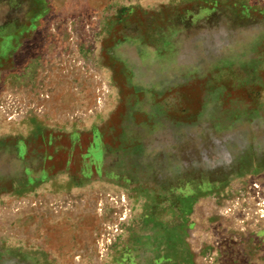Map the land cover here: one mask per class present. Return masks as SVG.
I'll return each mask as SVG.
<instances>
[{"label": "rangeland", "instance_id": "rangeland-1", "mask_svg": "<svg viewBox=\"0 0 264 264\" xmlns=\"http://www.w3.org/2000/svg\"><path fill=\"white\" fill-rule=\"evenodd\" d=\"M0 264H264V0H0Z\"/></svg>", "mask_w": 264, "mask_h": 264}]
</instances>
